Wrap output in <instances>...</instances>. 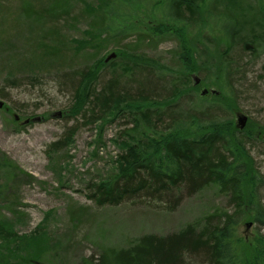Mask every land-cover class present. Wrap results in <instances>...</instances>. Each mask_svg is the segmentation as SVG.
Listing matches in <instances>:
<instances>
[{
    "label": "rangeland",
    "instance_id": "1",
    "mask_svg": "<svg viewBox=\"0 0 264 264\" xmlns=\"http://www.w3.org/2000/svg\"><path fill=\"white\" fill-rule=\"evenodd\" d=\"M24 1L0 0V152L26 173L11 177L0 169V220L16 234V243L0 237V264L14 260V253L33 254V248L41 255L38 264H87L105 248L126 247L141 235H167L188 224L200 227L208 214L232 210L228 197L214 185L183 194L170 210L147 198L118 205H99L88 198V186L115 171L121 130L129 120L118 116L101 122L88 112L84 118L68 114L74 81L68 73L84 69L99 57L105 62L111 53L115 56L109 60L121 63L124 56L116 58L117 50L153 64L154 78L163 77L159 79L163 85L156 82L157 86L164 91L177 80L180 56H185L193 64L190 84L205 98L195 97L194 103L207 104L213 96L222 95L233 103L232 111L215 113L230 116L235 124L237 116L243 115L245 124L251 121L262 127L247 147L254 168L264 176V41L248 52L228 40L231 23L220 20L219 13L233 14L236 0H219L204 11L186 12L184 32L151 34L150 23L156 22L148 19L149 25L141 23L136 32L110 34L97 51L84 49L79 41L90 20L83 2L99 5L101 0H78L63 17L44 18L42 23L28 19L21 9ZM259 4L254 3L251 10L257 12ZM151 6L148 1L142 10L149 14ZM197 19L203 25L194 23ZM227 69L231 79L223 87ZM110 71L108 66L100 71L98 86ZM217 76L220 84L211 83ZM66 132L68 142L51 150L50 143ZM261 200L264 203V188ZM248 222L238 226L244 238L254 232L253 223Z\"/></svg>",
    "mask_w": 264,
    "mask_h": 264
},
{
    "label": "trees",
    "instance_id": "2",
    "mask_svg": "<svg viewBox=\"0 0 264 264\" xmlns=\"http://www.w3.org/2000/svg\"><path fill=\"white\" fill-rule=\"evenodd\" d=\"M76 1L43 0L36 5L26 0L21 9L28 19L42 23L44 18L63 17ZM148 1L152 6L146 14L142 8ZM100 2L99 5L83 2L90 18L85 37L79 41L84 49L89 46L97 51L110 34L136 32L141 30L139 25H149L148 19L156 22L150 23L148 31L151 34L184 32L186 12L204 11L219 0ZM234 2L237 9H233V14L221 12L219 19L232 24L226 31L229 41H235L242 51L253 52L257 43L264 41V0ZM254 3H260L257 12L251 10ZM207 15L212 16L209 10ZM202 22L201 19L194 21L199 26ZM145 31L143 28V33ZM180 45L184 49L185 41ZM116 53V58L123 54L121 63L104 62L99 57L84 69L68 73L74 79L68 114L84 118L88 112L101 122L107 121L106 117L121 115L129 120L121 130L123 140L118 142L115 171L91 183L87 188L88 198L99 205H118L147 198L163 203L165 209L170 210L183 194H193L214 185L228 197L232 210L208 214L200 227L188 224L167 235H141L126 247L105 248L87 264H264V203L261 200L264 176L254 168L246 147L247 141L253 140L262 127L247 121L243 128H238L233 118L218 114L227 115L225 110L229 113L233 107L222 95L207 99V104L194 103L195 97L197 100L205 98L197 95L190 84L193 64L186 62L185 56H180L177 80L170 82L164 91L156 83L163 85V80H159L163 77L154 78L153 64L148 60L121 49ZM106 66L111 74L98 86L96 80ZM231 74V70L225 71L223 87L230 83ZM219 78L210 79V82L220 84ZM186 100L189 105L183 109ZM68 135L64 133L50 143L49 148L55 150L66 144ZM0 169L11 177L17 173L26 174L3 152H0ZM246 220L254 226L251 238L238 233V226ZM0 237L16 243V234L1 220ZM33 249V254L14 253L16 258L4 264H38L41 255Z\"/></svg>",
    "mask_w": 264,
    "mask_h": 264
},
{
    "label": "water",
    "instance_id": "3",
    "mask_svg": "<svg viewBox=\"0 0 264 264\" xmlns=\"http://www.w3.org/2000/svg\"><path fill=\"white\" fill-rule=\"evenodd\" d=\"M115 56V54L114 53H111V54H109L106 58H105V62L106 61H108L109 59H111V58H113ZM204 92V91H203ZM245 116H243V115H239V116H237V118H236V124H238L240 127H243L244 126V124H245ZM251 223H247V225H250Z\"/></svg>",
    "mask_w": 264,
    "mask_h": 264
},
{
    "label": "bare ground",
    "instance_id": "4",
    "mask_svg": "<svg viewBox=\"0 0 264 264\" xmlns=\"http://www.w3.org/2000/svg\"><path fill=\"white\" fill-rule=\"evenodd\" d=\"M121 116H122V117H125L124 115H121ZM237 126H238V128H241L238 124H237ZM254 137H255V136H253V140L256 138V137H255V138H254ZM253 140H251V141H247V143H248V142H252ZM247 143H246V147H247ZM247 148H248V147H247Z\"/></svg>",
    "mask_w": 264,
    "mask_h": 264
},
{
    "label": "flooded vegetation",
    "instance_id": "5",
    "mask_svg": "<svg viewBox=\"0 0 264 264\" xmlns=\"http://www.w3.org/2000/svg\"><path fill=\"white\" fill-rule=\"evenodd\" d=\"M25 122H27V121H25Z\"/></svg>",
    "mask_w": 264,
    "mask_h": 264
}]
</instances>
